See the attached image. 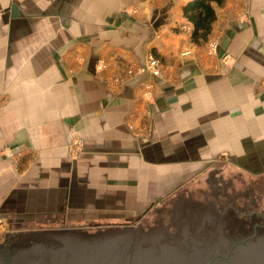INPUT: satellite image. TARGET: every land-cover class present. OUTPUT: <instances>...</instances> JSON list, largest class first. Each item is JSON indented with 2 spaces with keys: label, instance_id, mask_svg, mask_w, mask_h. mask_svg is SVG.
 I'll return each instance as SVG.
<instances>
[{
  "label": "crops",
  "instance_id": "obj_1",
  "mask_svg": "<svg viewBox=\"0 0 264 264\" xmlns=\"http://www.w3.org/2000/svg\"><path fill=\"white\" fill-rule=\"evenodd\" d=\"M187 1L154 7L155 0H0V40L6 42L0 44V150L25 145L37 157L16 173L0 154V208L14 212L15 223L74 224L79 214L133 211L127 199L112 201L113 195L142 198L141 191H110L141 187L136 175L142 176L145 164L192 163L194 140L199 145L193 148H227L220 144L230 137L205 125L208 118L234 117V110L240 115V73L205 72L211 63L180 57L199 47L190 41L192 26L181 14ZM12 3L18 16L8 10ZM128 5H138L139 14L128 13ZM21 19L23 35H16ZM32 22L40 29L33 31ZM240 29L232 24L225 31ZM213 32L214 24L209 37ZM149 52L163 61L164 77L134 73L114 88L97 80L96 61L104 60L102 75L113 85L114 75L131 64L143 66ZM66 54L72 58L68 64L62 59ZM146 79L156 89L150 106L155 123L149 138L137 139L126 117ZM74 136L82 139L83 150L71 159L66 148Z\"/></svg>",
  "mask_w": 264,
  "mask_h": 264
},
{
  "label": "rangeland",
  "instance_id": "obj_2",
  "mask_svg": "<svg viewBox=\"0 0 264 264\" xmlns=\"http://www.w3.org/2000/svg\"><path fill=\"white\" fill-rule=\"evenodd\" d=\"M14 1L24 2V0ZM165 2L166 0H155L153 6L156 7ZM126 8V11L131 14H139L138 12H140L138 5H128ZM252 9L255 10V15L252 14ZM146 10L148 13L149 7H146ZM217 11L214 32L208 41L189 54L180 57L197 61L203 66L206 63H211L208 69H204L205 72L218 73L232 69L240 73V95L237 103L239 109L236 111L240 115L235 117L234 110V117L208 118V124L205 125L206 130L209 128L211 133L218 131V135L222 134L225 139L230 137V139L228 138L229 142L220 144L227 146V148L217 147L207 150L203 148V145L202 148L201 146L193 148L192 145H199V142L194 140L190 144L191 149H189L190 156H193L192 163L145 164L142 176L136 175L137 183L141 184L142 190L141 187L122 186L120 189L114 188L110 191L122 195L133 193L132 191L135 190H138L139 195L142 193V198L139 196L115 198L113 195L112 201L119 200L120 203H123L127 199L128 208L136 207L133 211L123 212L120 210L110 214L97 213L94 215L79 214V222L74 224L55 223L45 226H22L18 222L15 223L14 212L5 213L0 208V243L1 238L12 231H50L66 228L83 231H99L107 228L138 230L140 223H147L153 227V218L156 216H158L160 224H170L165 213H170V204H175V196H183L186 207L200 202L206 194L209 170L221 171L224 179L223 198L244 196L247 191L261 193V187H264V5L256 4L253 6L251 0H226L221 7L217 8ZM21 21L16 23V35H23L25 24ZM232 24L240 25V31L233 33L228 31L226 33ZM29 27L28 24V29ZM31 27L33 31L34 29L39 30V22H32ZM36 35L34 37L39 44L41 42L40 37L38 33ZM5 43L4 39L0 40V44ZM219 46L222 48L220 52L218 51ZM184 52L186 51L182 53ZM149 55L154 56L153 53L150 54L149 52L143 66L146 64ZM63 57L62 59L67 64L72 60L67 54ZM162 63L163 61L159 60L164 77ZM143 66L131 64L123 72L119 71L121 73L118 75H127L126 81L134 73L140 74L138 70ZM94 69L97 70V80L107 87L109 85L114 88L123 85L122 83L125 82L122 81L113 85L106 83V79L102 75L105 69L103 59L95 62ZM141 74L148 75L149 73L142 72ZM146 81L151 83L147 79ZM155 95L154 86L146 89L145 86L141 85L137 99H134L133 106L127 114L126 126L137 139H147L153 132L155 115L150 106L155 100ZM222 110L226 111L225 109ZM215 120L219 124L216 125L213 122ZM209 123H211L210 126ZM200 129L202 130L201 127ZM227 131H232L228 134L229 136ZM66 149L71 159L77 158L83 150L82 139L74 136ZM207 151L211 154L207 155ZM162 152L165 153V151ZM0 154L7 159L9 168L16 173L24 172L27 163L29 165L37 159L35 151L25 145L13 148L4 146L1 148ZM196 156L200 158L194 159ZM26 158L29 161L25 163L24 159ZM134 176L135 174H128V177ZM129 181L123 182L122 185L128 184ZM112 210L116 209L113 208ZM91 215L95 217H91ZM166 236H170V232H166Z\"/></svg>",
  "mask_w": 264,
  "mask_h": 264
},
{
  "label": "water",
  "instance_id": "obj_3",
  "mask_svg": "<svg viewBox=\"0 0 264 264\" xmlns=\"http://www.w3.org/2000/svg\"><path fill=\"white\" fill-rule=\"evenodd\" d=\"M8 10L19 15L14 3ZM223 190L221 171L209 170L200 202L186 207L183 196H175L165 213L170 224L156 216L153 227L140 223L138 230L12 231L1 243L17 236L33 240L17 252L0 247V264H264V187L228 198Z\"/></svg>",
  "mask_w": 264,
  "mask_h": 264
},
{
  "label": "trees",
  "instance_id": "obj_4",
  "mask_svg": "<svg viewBox=\"0 0 264 264\" xmlns=\"http://www.w3.org/2000/svg\"><path fill=\"white\" fill-rule=\"evenodd\" d=\"M225 0H188L181 7L182 17L191 24L190 41L201 46L211 34L216 20V6H222Z\"/></svg>",
  "mask_w": 264,
  "mask_h": 264
},
{
  "label": "built area",
  "instance_id": "obj_5",
  "mask_svg": "<svg viewBox=\"0 0 264 264\" xmlns=\"http://www.w3.org/2000/svg\"><path fill=\"white\" fill-rule=\"evenodd\" d=\"M216 48V46H215ZM188 52V51H186ZM184 52V53H186ZM142 72H148L152 77L156 78V77H161L162 72L160 69V65H159V60L156 59L154 56L149 55L148 59L146 61V64L143 67H140L138 70V73H142ZM128 73H131V71H128ZM127 77V75H114L113 77V81L114 82H122L125 81V78ZM142 86H145L146 89H150L153 86V83L150 82H143Z\"/></svg>",
  "mask_w": 264,
  "mask_h": 264
},
{
  "label": "flooded vegetation",
  "instance_id": "obj_6",
  "mask_svg": "<svg viewBox=\"0 0 264 264\" xmlns=\"http://www.w3.org/2000/svg\"><path fill=\"white\" fill-rule=\"evenodd\" d=\"M38 237V236H37ZM234 238V237H233ZM235 239H238L235 237ZM32 237H28V238H24V237H21V236H17V238H6L2 243H0V247H7L9 246L8 248L11 249L13 252H17L18 250V247L20 244H24V245H28V243L30 244L31 242ZM245 240H250L249 238H245ZM37 242L41 241L40 239L36 240ZM235 243V242H234Z\"/></svg>",
  "mask_w": 264,
  "mask_h": 264
}]
</instances>
